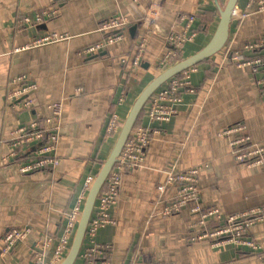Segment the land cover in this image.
Instances as JSON below:
<instances>
[{
  "label": "crops",
  "instance_id": "obj_1",
  "mask_svg": "<svg viewBox=\"0 0 264 264\" xmlns=\"http://www.w3.org/2000/svg\"><path fill=\"white\" fill-rule=\"evenodd\" d=\"M217 2L223 6L224 0ZM246 2L238 0L237 7ZM48 5V0H0V251L5 231L31 227L9 253L0 255V264H32L35 241L44 234L60 233L79 193L86 189V180L94 177L114 144V139L103 137L107 115L115 111L124 119L157 75L169 50L166 37L184 28L179 15H195L191 26L196 35L183 46L182 58L207 44L219 20L215 0H58V13L46 22L19 21L23 14L31 16ZM119 15L131 19L123 39L95 56L81 57L79 49L106 36L98 31L99 24ZM132 26L136 28L130 32ZM52 32L69 37L21 48ZM263 34L264 10L232 20L227 43L196 65L193 91L183 95L171 120L152 125L146 109L141 112L139 122L149 126L151 140L142 163L122 176L112 208L114 224L98 231L97 240L111 246L103 264H148L154 259L174 264H264L263 258L238 247L190 241L187 225L192 215L187 210L169 217L161 214L163 205L174 198L175 187L157 192L168 169L199 165L202 207H216L224 217L264 204V167L249 169L236 163L230 136L219 135L241 120L251 138L264 145L260 75L229 57ZM260 52L264 53V46ZM139 54L140 62L134 64ZM19 75L34 84L25 97L31 100L30 107L24 106L22 97H7L8 81ZM54 100L63 103L56 148L59 162L22 174L20 158L9 156L13 148L9 134L47 116L46 104ZM249 235L264 248V221L251 225ZM73 264L87 263L78 257Z\"/></svg>",
  "mask_w": 264,
  "mask_h": 264
},
{
  "label": "built area",
  "instance_id": "obj_2",
  "mask_svg": "<svg viewBox=\"0 0 264 264\" xmlns=\"http://www.w3.org/2000/svg\"><path fill=\"white\" fill-rule=\"evenodd\" d=\"M48 1L47 7L35 10L31 16L23 14L19 21L24 25H34L53 18L58 13V0ZM263 10L264 0H247L243 7H235L232 20L240 21L252 12ZM194 20V14L179 15V21L184 22V28L181 31L173 30L166 37L169 50L163 56L160 65L165 66L172 59L180 57L183 53V46L194 40L196 31L191 26ZM130 25L131 19L123 15L103 20L98 26V31L105 33L106 36L100 41L82 47L78 54L81 57H92L110 45L119 43ZM68 37L66 33L52 32L33 39L28 45L21 48L36 47ZM263 46L264 34L258 39L246 42L240 50H233L229 57L238 65L251 66L252 71L260 75L257 82L262 84V93L264 94V53H258ZM140 56L139 54L136 57L134 64L140 62ZM196 71V65L183 70L168 79L152 94L146 103V118L152 125L160 122L166 123L178 112L183 103V95L193 91L191 78ZM33 87L34 84L27 82V76L13 77L8 81L7 97L21 98L26 96ZM23 103L25 107L31 106V100L27 98L23 99ZM46 108L49 112L47 116L22 124L9 134L8 141L13 146L9 156L20 158L18 170L22 174L32 173L48 166L54 167L59 162L56 148L63 103L60 100L50 101L46 104ZM123 121L124 119H121L115 111L108 114L103 137L115 139ZM219 135L230 136V153L236 163L249 169L264 167V145L251 138L243 121L238 120L229 124L219 132ZM150 140L151 129L149 126H144L142 123L134 125L116 163L109 172L96 199L79 253V257L87 264H103L106 261L111 246L97 240L98 231L106 225L114 224L112 208L117 203L122 176L128 170L142 163L144 151ZM95 161L99 162L97 159ZM101 163L100 161V165ZM199 169V165H192L180 170L168 169L166 171L165 181L157 185V192L161 194L167 186H174L175 196L163 205L161 214L169 217L187 210L192 215L187 225L190 241H207L212 247L231 245L264 259V248L249 235L251 225L264 221V204L229 213L224 217H221L219 209L216 207H202L198 186ZM93 180L94 177H88L86 180V189L79 193L67 214L60 233L58 235L44 234L35 241L32 251V264H60L62 262L69 251L83 203ZM218 220H221L219 224L214 222ZM30 229L29 225H23L5 231L2 235L0 255L9 253L19 241L27 236ZM148 264L174 263L154 259Z\"/></svg>",
  "mask_w": 264,
  "mask_h": 264
},
{
  "label": "water",
  "instance_id": "obj_3",
  "mask_svg": "<svg viewBox=\"0 0 264 264\" xmlns=\"http://www.w3.org/2000/svg\"><path fill=\"white\" fill-rule=\"evenodd\" d=\"M215 1L218 6L219 20L215 31L207 44L192 55L175 62L174 64L159 72L142 89L131 105L123 121L121 129L115 138L111 151L109 152L107 158L102 161L101 167L97 175L94 177V180L87 192L69 251L60 264H73L74 261L79 257V253L86 234V229L92 216L99 192L102 189L109 172L116 163L124 143L128 139L141 110L144 108L152 94L168 79L179 74L183 70L197 65L215 55L221 51L227 43L232 21V13L237 6L238 0H226L225 5L223 6H220L217 0ZM135 28V26H132L129 31L133 32ZM25 97H27V95L23 96L20 100H23Z\"/></svg>",
  "mask_w": 264,
  "mask_h": 264
},
{
  "label": "trees",
  "instance_id": "obj_4",
  "mask_svg": "<svg viewBox=\"0 0 264 264\" xmlns=\"http://www.w3.org/2000/svg\"><path fill=\"white\" fill-rule=\"evenodd\" d=\"M219 15V14H218ZM179 57V56H178ZM89 58V57H88ZM184 58V57H183ZM182 58V56H180V58H174V60L170 63H168L167 65H165L162 69H166L167 67H169L170 65H172V64H174L175 62H177V61H179V60H181V59H183ZM161 69V70H162ZM146 109V104H145V106H144V108L141 110V112L142 111H144ZM141 112H140V114H141ZM139 114V115H140ZM139 117V116H138ZM125 119V118H124ZM141 122H139V118H137V120H136V122H135V125H138V124H140ZM115 140V139H114ZM114 140H113V142H114ZM100 167H101V165H100ZM100 167L98 168V170H97V172L95 173V175H94V177L97 175V173H98V171H99V169H100Z\"/></svg>",
  "mask_w": 264,
  "mask_h": 264
},
{
  "label": "rangeland",
  "instance_id": "obj_5",
  "mask_svg": "<svg viewBox=\"0 0 264 264\" xmlns=\"http://www.w3.org/2000/svg\"><path fill=\"white\" fill-rule=\"evenodd\" d=\"M225 3H226V0H224V3H223V5H225ZM177 58H180V57H177ZM174 59H172L171 61H170V63L173 61ZM164 66L163 65H161V68H160V70L158 71V72H156L155 73V75L156 74H158L159 72H161L162 70H164V69H162ZM162 69V70H161ZM151 80V78L149 79V81Z\"/></svg>",
  "mask_w": 264,
  "mask_h": 264
}]
</instances>
